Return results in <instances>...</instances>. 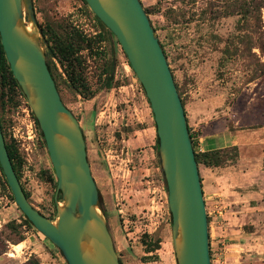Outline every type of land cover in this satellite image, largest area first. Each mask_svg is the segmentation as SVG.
I'll return each instance as SVG.
<instances>
[{"label":"rangeland","instance_id":"374dc122","mask_svg":"<svg viewBox=\"0 0 264 264\" xmlns=\"http://www.w3.org/2000/svg\"><path fill=\"white\" fill-rule=\"evenodd\" d=\"M141 1L164 46L186 116L192 104L205 101L209 121L221 117L212 124L215 131L227 126L245 135L242 146L222 150L221 165L199 164L212 264H235L240 255L254 263L259 256L257 264H264V0ZM33 4L61 97L84 124L88 159L120 259L178 264L158 158L152 173V108L121 44L84 0ZM110 76L113 84L107 87ZM0 119L6 141L18 153L15 163L29 201L56 219L58 180L49 153L26 96L10 82H0ZM130 132L140 136L139 146L128 143ZM211 170L226 171L224 185L210 184ZM12 196L0 170V264H68L36 228L23 226ZM259 241L261 254L250 247Z\"/></svg>","mask_w":264,"mask_h":264},{"label":"water","instance_id":"95a60500","mask_svg":"<svg viewBox=\"0 0 264 264\" xmlns=\"http://www.w3.org/2000/svg\"><path fill=\"white\" fill-rule=\"evenodd\" d=\"M85 1L117 37L151 105L177 263L212 264L206 200L186 110L150 16L141 0ZM3 51L39 123L58 180L56 219H51L29 201L0 119V165L17 206L68 264H121L82 125L65 105L49 69L33 0H0V66Z\"/></svg>","mask_w":264,"mask_h":264},{"label":"crops","instance_id":"0c3cea01","mask_svg":"<svg viewBox=\"0 0 264 264\" xmlns=\"http://www.w3.org/2000/svg\"><path fill=\"white\" fill-rule=\"evenodd\" d=\"M144 92V90H143ZM146 93H144L145 96ZM146 102L148 103L149 100L147 96L145 97ZM191 114H187L190 118V123H188L191 127V133L193 134L195 141L198 143V146L202 151L204 150H214V149H224L227 147L231 146H242V144L245 142L244 134L241 132H233L227 130V126L225 129L215 131L213 129L212 124L215 123H221V117L218 120L214 121H209V118L212 117V113L209 109V106L206 104L205 101L201 102H195L194 104L191 105ZM220 120V121H219ZM151 131V129H150ZM137 133V132H136ZM131 135H129L128 138V143H130V139L134 142L136 145L141 144V139L140 136L135 134L134 132H130ZM126 139V137H124ZM130 140V141H129ZM156 141H157V128H156V123L154 119V115L152 113V141H150V146L152 143V173H155L156 164H157V151H156ZM156 163V164H155ZM230 175H233L232 172H229ZM210 175V184L212 186H217L219 187V184L224 185V178L226 177V171H216L209 172ZM215 182V183H214ZM215 184V185H214ZM224 187V186H223ZM227 187V186H226ZM222 189V188H221ZM223 190V189H222ZM260 197L262 196L261 194L259 195ZM237 198H242V195H237ZM258 198V197H257ZM251 249L256 250L259 254L263 251V245L262 241L255 242L254 244L251 243L250 245ZM249 246L245 247V250H249ZM240 251L238 250V253ZM237 256V255H236ZM238 256L235 260V264H257L262 260L261 257L258 256V262L254 263V261H247L243 258H240ZM242 260V261H241ZM240 262V263H239Z\"/></svg>","mask_w":264,"mask_h":264},{"label":"trees","instance_id":"16d2710c","mask_svg":"<svg viewBox=\"0 0 264 264\" xmlns=\"http://www.w3.org/2000/svg\"><path fill=\"white\" fill-rule=\"evenodd\" d=\"M85 1V0H84ZM85 3H87L86 1H85ZM147 11L149 12V10L147 9ZM244 15L246 14L245 12L243 13ZM98 17V16H97ZM98 19L100 20V18L98 17ZM101 21V20H100ZM101 23L103 24V26H105L108 30H109V32L112 34V35H114L113 33H112V31L105 25V23L104 22H102L101 21ZM161 45H162V47H163V49H164V46H163V44L161 43ZM164 52H165V50H164ZM49 64V69H50V71L52 72V69H51V66H50V63H48ZM7 69H8V72H7ZM113 76H110V77H108V79H107V81H106V84H107V87H112V84H113ZM0 82H2L3 84L4 83H6V82H10V84L13 86V87H17V88H19L21 91H22V89H21V87H20V85H19V83H18V81L15 79V77H14V75H13V72H12V70H11V67H10V65H9V63H8V60H7V57H6V54H5V52L3 51V54H2V57H1V66H0ZM143 87V86H142ZM182 101H183V99H182ZM184 103V102H183ZM34 117H35V115H34ZM35 120H36V123H37V125L39 126V123H38V121H37V119H36V117H35ZM188 122V121H187ZM188 127H189V130H190V134H191V139H192V142H193V145H194V148H195V151H196V158H197V161H198V163L199 164H201V163H204L206 166H219V165H221V159H220V153L222 152V150H224V149H214V150H204V151H198V150H196V146H197V142L195 141V138H194V136H193V134L191 133V127L189 126V124H188ZM40 128V127H39ZM41 136H42V140H43V145H44V147L47 149V147H46V142H45V138H44V135H43V133H42V131H41ZM6 143H7V148H8V151H9V154H10V157H11V160H12V163H13V165H14V168H15V170H16V173L18 174V177H19V179H21L20 178V175H19V172H18V170H17V166H16V159H18L17 158V151L15 150V148L9 143V142H7L6 141ZM235 149H237L236 147H234ZM158 149H159V137L157 136V141H156V151H157V158H158V162L160 163V161H159V155H158ZM48 151V150H47ZM53 168V170H54V167H52ZM0 170L2 171V174H3V176H4V179H5V183H6V185L8 186V188H10L9 187V185H8V182H7V179H6V177H5V174H4V172H3V170H2V167H1V165H0ZM54 172H55V170H54ZM56 174V173H55ZM162 175H163V179H164V184H165V186H166V190H167V192H168V189H167V185H166V181H165V178H164V174H163V172H162ZM10 190H11V188H10ZM24 190H25V188H24ZM25 192H26V190H25ZM13 194V193H12ZM26 195H27V197H28V199H29V194L26 192ZM13 197V199H14V195L12 196ZM100 199H101V202H102V207H103V210H104V212L106 213V209H105V205H104V202H103V198H102V195H101V191H100ZM23 217H24V225L23 226H27V227H29V228H35V226L32 224V222L23 214ZM170 217H171V223H172V214H170ZM39 232V231H38ZM41 235H43L44 236V238H46V239H48L47 237H45V235L43 234V233H41V232H39ZM24 240V239H23ZM61 252V251H60ZM61 254L63 255V253L61 252ZM120 262H121V264H123V262H122V260L120 259Z\"/></svg>","mask_w":264,"mask_h":264},{"label":"flooded vegetation","instance_id":"af4514ba","mask_svg":"<svg viewBox=\"0 0 264 264\" xmlns=\"http://www.w3.org/2000/svg\"><path fill=\"white\" fill-rule=\"evenodd\" d=\"M48 63H50V61L48 60ZM49 65V64H48ZM52 73V76L54 78V75H53V72ZM55 79V78H54ZM56 82V81H55ZM57 85V84H56ZM58 88V87H57ZM59 90V89H58ZM60 92V91H59ZM61 95V94H60ZM73 112V111H72ZM77 117V116H76ZM79 119V118H78ZM81 125H82V129H83V132H84V136H85V139H86V134H85V128H84V124L82 122H80ZM86 142H87V139H86ZM87 151H88V148H87Z\"/></svg>","mask_w":264,"mask_h":264},{"label":"bare ground","instance_id":"6f19581e","mask_svg":"<svg viewBox=\"0 0 264 264\" xmlns=\"http://www.w3.org/2000/svg\"><path fill=\"white\" fill-rule=\"evenodd\" d=\"M27 29H28V31H30V32L33 31V27H32V25L29 24L28 27H27Z\"/></svg>","mask_w":264,"mask_h":264},{"label":"built area","instance_id":"2783aa9c","mask_svg":"<svg viewBox=\"0 0 264 264\" xmlns=\"http://www.w3.org/2000/svg\"><path fill=\"white\" fill-rule=\"evenodd\" d=\"M200 151H202V150L200 149Z\"/></svg>","mask_w":264,"mask_h":264}]
</instances>
